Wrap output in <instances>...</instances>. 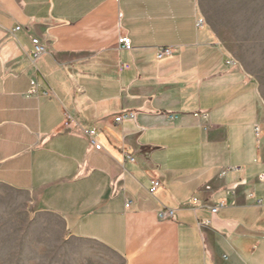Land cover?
Instances as JSON below:
<instances>
[{
    "label": "crops",
    "instance_id": "crops-1",
    "mask_svg": "<svg viewBox=\"0 0 264 264\" xmlns=\"http://www.w3.org/2000/svg\"><path fill=\"white\" fill-rule=\"evenodd\" d=\"M254 13V0H0V187L122 264H264V85L235 47ZM125 110L135 119L114 123Z\"/></svg>",
    "mask_w": 264,
    "mask_h": 264
},
{
    "label": "rangeland",
    "instance_id": "rangeland-1",
    "mask_svg": "<svg viewBox=\"0 0 264 264\" xmlns=\"http://www.w3.org/2000/svg\"><path fill=\"white\" fill-rule=\"evenodd\" d=\"M254 12L253 37L251 31L239 32L251 43L244 46L237 41L235 47L243 57L248 52L246 65L264 85V0H254ZM24 197L0 187V264H122L98 245L59 239V224L52 218L34 216L25 207Z\"/></svg>",
    "mask_w": 264,
    "mask_h": 264
},
{
    "label": "built area",
    "instance_id": "built-area-1",
    "mask_svg": "<svg viewBox=\"0 0 264 264\" xmlns=\"http://www.w3.org/2000/svg\"><path fill=\"white\" fill-rule=\"evenodd\" d=\"M200 23V22H199ZM19 27L15 28V30H18ZM32 43H33V50L31 51V57L33 59H37L41 54H43L45 52V45L43 43H41L37 38H33L32 39ZM117 45L119 49H123V50H131V40L128 36L126 35H119L117 37ZM174 52V48L171 46H165V47H159L156 49V58L157 59H161L164 58L166 56H170L172 53ZM129 65L128 64H121L120 65V69H128ZM42 94L49 96L51 95L50 90H44L42 92ZM28 95H37V89L35 85H32L28 91ZM135 115L136 113L134 111L131 110H125L122 111L120 113H118L117 115H115L113 117V122L116 124H119L123 121H132L135 119ZM194 116L196 117H201V118H205L206 117V113L205 112H196L194 113ZM177 118V115H171L170 119H175ZM77 125V123L75 122V120L71 117L70 114L66 113L64 115V119H63V126L66 128H73ZM98 132V129L95 126L90 127L87 130V138L89 143L97 150L101 149V145L96 141V134ZM255 136L258 137V128H255ZM123 154L125 156V158L130 161V162H134V156H133V152L131 149L129 150H123ZM262 155L264 156V144L262 146ZM233 169H238V168H227V171L229 170H233ZM257 179L259 181L264 182V171L260 172L257 175ZM162 185V182L159 179H153L149 188L147 189V192L152 195L159 186ZM130 202L127 201L124 204V207H129ZM257 204H260V201H257ZM221 202L217 203L216 205H214L210 210L211 212H217L218 208L221 206ZM185 206H188L190 208H195L197 206H199V200L197 198H193L192 200H190L189 202H187L185 204ZM158 218L160 220H167V219H172L174 218V211L172 209H168V208H163L161 210H159L158 212Z\"/></svg>",
    "mask_w": 264,
    "mask_h": 264
}]
</instances>
